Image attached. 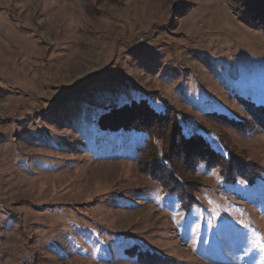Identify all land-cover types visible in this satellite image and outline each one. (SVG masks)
<instances>
[{"label": "rangeland", "instance_id": "374dc122", "mask_svg": "<svg viewBox=\"0 0 264 264\" xmlns=\"http://www.w3.org/2000/svg\"><path fill=\"white\" fill-rule=\"evenodd\" d=\"M250 17L230 0H0V264H264V129L243 108L264 106V33ZM141 100L259 176L200 166L182 209L138 162L142 135L97 130L104 106Z\"/></svg>", "mask_w": 264, "mask_h": 264}, {"label": "trees", "instance_id": "16d2710c", "mask_svg": "<svg viewBox=\"0 0 264 264\" xmlns=\"http://www.w3.org/2000/svg\"><path fill=\"white\" fill-rule=\"evenodd\" d=\"M96 4L115 3L119 0H91ZM242 11L250 13L246 24L264 33V0H230ZM156 102V100L151 99ZM163 105V104H161ZM250 118L264 129V106L244 105ZM95 124L103 134L135 133L143 136L142 144L136 147L138 162L151 160L153 165L148 174L170 195L175 196L184 210L191 208L196 201L192 196L200 187L197 171L200 166L219 169V174L226 183L241 179L253 184L259 172L252 165L234 159L233 148L226 141L219 140L222 151L215 150L201 134H186L181 126V114L175 109L163 106L156 110L147 100L123 104H107L102 108ZM213 121L240 129L236 121L223 114H207ZM237 124V125H236ZM250 126V124H249ZM239 127V128H238ZM202 133L206 132L200 126ZM156 165V166H155ZM137 257L136 252H131ZM144 256L141 258L143 259ZM138 256V260L141 259Z\"/></svg>", "mask_w": 264, "mask_h": 264}]
</instances>
